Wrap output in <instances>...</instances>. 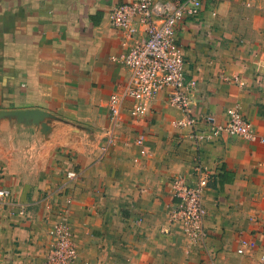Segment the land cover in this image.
<instances>
[{
	"label": "crops",
	"instance_id": "1",
	"mask_svg": "<svg viewBox=\"0 0 264 264\" xmlns=\"http://www.w3.org/2000/svg\"><path fill=\"white\" fill-rule=\"evenodd\" d=\"M129 1L0 0V264H45L65 207L72 264H264V143L197 140L168 88L144 115L126 98L112 116L131 69L110 10ZM176 37L197 113L223 122L239 103L264 133V0H203ZM198 166L212 173L203 243L170 220L173 178Z\"/></svg>",
	"mask_w": 264,
	"mask_h": 264
},
{
	"label": "built area",
	"instance_id": "2",
	"mask_svg": "<svg viewBox=\"0 0 264 264\" xmlns=\"http://www.w3.org/2000/svg\"><path fill=\"white\" fill-rule=\"evenodd\" d=\"M202 5L203 0H132L110 10L111 24L121 30L125 37L123 44L129 47L120 60L131 69L129 81L109 99L112 116L115 119L120 116L126 98L133 100V115H144L156 94L168 88L170 101L183 111V116L174 119V124L193 127V137L197 140L229 134L264 143V133L258 132L239 103L227 109L223 122L217 121L214 115L197 113L194 102L197 80L186 75L185 52L176 33L178 24L188 16L197 15ZM139 25L144 26L145 36L136 37ZM142 140L140 136L137 142ZM75 174L69 172L70 176ZM211 178L212 173L198 166L194 180L178 174L171 184L172 194L179 201L170 212V220L181 222L189 239L196 243H203L206 236L204 195ZM8 194L9 189L0 188V196ZM69 216L65 207L60 219L49 227L52 242L45 264H72L76 260L78 246ZM255 244L253 240L245 242L238 251L243 253Z\"/></svg>",
	"mask_w": 264,
	"mask_h": 264
}]
</instances>
